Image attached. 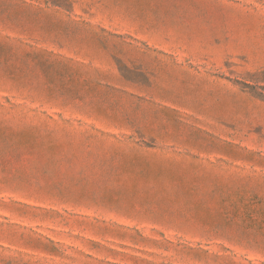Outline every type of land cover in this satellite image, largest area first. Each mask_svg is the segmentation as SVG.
I'll return each mask as SVG.
<instances>
[{
	"label": "rangeland",
	"instance_id": "374dc122",
	"mask_svg": "<svg viewBox=\"0 0 264 264\" xmlns=\"http://www.w3.org/2000/svg\"><path fill=\"white\" fill-rule=\"evenodd\" d=\"M0 264H264V0H0Z\"/></svg>",
	"mask_w": 264,
	"mask_h": 264
}]
</instances>
